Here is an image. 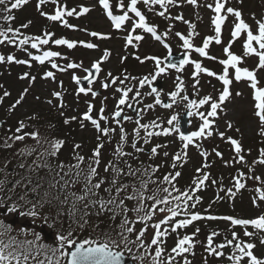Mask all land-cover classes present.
<instances>
[{"label":"snow or ice","instance_id":"snow-or-ice-1","mask_svg":"<svg viewBox=\"0 0 264 264\" xmlns=\"http://www.w3.org/2000/svg\"><path fill=\"white\" fill-rule=\"evenodd\" d=\"M46 0H39L37 4V8H40ZM55 3V0H52ZM173 0H143V4L146 6L150 5H160L162 8H165L167 5L171 4ZM189 3L195 4L196 0H188ZM26 3V0H15V2L11 3L10 9H17L22 4ZM98 3L102 6L103 11L107 14V17L111 20L112 26L116 29H120L122 25H124L125 21L130 20L129 13H134L136 17H138V21H132V29L138 30L142 29L145 33H149L155 38L157 41L161 40V37L157 34V29L154 26H150L148 23L145 22V16L141 14L138 10V0H129L127 4L120 0L119 3L115 5V7L125 9L123 14H113V11L110 10L109 0H98ZM5 4V0H0V5ZM209 8H212L215 15L212 17V24L215 28V36L206 37L203 41L202 47H196L195 51L199 53L202 57H207L208 53L206 49L209 47V42L215 40L217 44L220 41V34H221V25L225 21V16L221 15L222 9H225V3L221 2V0H216L215 6L211 4L208 5ZM9 8L5 7L0 9L2 12H9ZM89 11L86 7H81L80 10L77 12L76 10L65 11L62 7H57L56 11L52 15H48L47 13H41L42 15H47V18L51 21H59L64 24L65 27H74L67 23L66 20L63 19L65 15L67 16H79ZM227 13H230L235 16L236 23L234 28L231 31V36L233 38L239 37L241 35L242 30L247 31V39L243 45L245 54L255 53L259 57V64L258 67L264 68V21H257L258 24V34H253L252 31L249 30V25L241 19V12L235 10L231 7L226 9ZM160 16H164L165 12L161 11L158 13ZM3 19L5 21H11L14 19L11 15H4ZM177 20L182 19V17L177 16ZM187 23V22H186ZM22 27H27V25H22ZM194 27L190 25V28ZM8 33H12L11 36ZM19 33V29H12L8 28L7 30H0V37L3 40L0 42L7 41L8 43H16V36ZM52 33L46 32L45 38H41L40 36H24L22 39L19 40V44L21 46L29 44L31 40V47L33 49H37L40 45H47L49 43V39ZM90 35L92 37H97L100 39H107L106 35L97 32H91ZM176 35L183 41V48L188 50L192 49L193 45L188 38H186L181 33H176ZM192 35V32H189V36ZM127 44H132L133 40L141 41L143 39L142 35H135L133 36L130 32L126 37ZM253 41H255L259 45V49L261 51H257L255 47H253ZM56 45H66L69 49H72L76 46L77 43H80L84 47L88 49L96 48L97 45L93 43H85L84 41H70L67 39H55L52 41ZM166 49L169 50L168 54L171 56V49L167 43L163 45ZM224 53L226 54L227 58L220 60L219 62L224 66V72L222 75H219L217 78L222 81L223 90L219 94V102L212 101V97L204 96L202 99H199V102L195 100H188L187 96H183L182 99L188 100L187 108L189 111L187 115L192 117L193 115L199 116L202 123L199 125L198 130L188 132L185 134L184 132L180 131V123L177 115H172L171 118L168 119L167 124L171 125L172 127H164L161 129V126L157 121L153 120L150 123H141V116L142 112L146 109H151L153 104H147L145 109H136L135 111V124L136 128L133 129L135 133V138L132 141V147L137 151H143L142 148L137 146L136 140L141 139L140 131L144 130V137L143 142L145 144L148 143L149 138L152 136H159V135H169L171 133H178L179 140L182 142V152H177L172 156V163L171 168L175 169L177 166H183V163L187 162V149L190 145L194 144L195 139L201 138L205 135L211 136L212 132L209 130L213 121L209 119V117H216L217 110L221 107V104L230 97L231 93L229 91V85L232 82L229 79V66L235 70V80L239 81L242 78L247 79L251 82L250 86L254 89V98H255V108L256 112L255 115L259 118V121L262 126H264V88H259L257 86V80L254 73L247 68L238 67L237 64L241 60V57L238 55L233 54L228 47L224 48ZM31 55V53H29ZM110 53L105 50L103 56L100 60L95 61L92 63L91 68L95 70L96 73L101 71L100 64L102 61L106 60ZM60 56L59 52L56 51H45L42 55H35L32 56V59L35 61H39L43 64L45 61H50V58ZM7 61L11 62L14 60V57L9 55L6 58L4 56H0V61ZM139 59V57H137ZM146 60H152L154 62V74L150 76H144L139 80L140 86L145 84H151L152 81H155L161 74L165 73L167 69H175L177 72H180L184 65L188 63H192L195 66V71L192 73L193 77H196L198 73H207L209 76H216V73L209 71L207 68L201 66V64L197 61H190L189 56L187 54L184 55L183 59H181L178 64L177 63H166L162 66L163 61L156 57H145ZM143 62V61H141ZM16 63H28V61L24 60H17ZM52 68H58L59 66L55 62H51ZM81 67V65H77L75 63H68L66 68L68 69H75ZM64 68H60V71H64ZM86 72L89 74L85 76L83 79L87 81L89 87L86 89L85 87H79L77 89L78 93H91L93 96H96L97 93L92 91L91 85L95 76L89 72L88 69H85ZM25 76L28 74L25 73ZM45 75L47 77H52L53 73L51 71L46 72ZM108 77L111 80L112 84H116L118 78L112 76L111 73L108 74ZM72 79L79 84L80 78L73 75ZM128 79V77H125ZM177 82L175 84V90L170 92V97L172 98V103H165L163 107L168 109L172 107V104L176 102V98L181 93L182 88L184 87L183 81L180 80L178 76ZM124 80H119L121 85L124 84ZM198 83V80H197ZM102 87L107 88L109 87L108 83L102 84ZM195 87V85H194ZM27 91V89H25ZM117 92L121 93L120 98L116 102V109L112 113V119L115 123L120 126V143L117 145L115 155L119 157H124L126 155H131V153H125L123 151V145L126 142V132L122 126V118L123 121H131L132 117L123 114V107L127 106L129 109H132L134 105L132 103H127L129 93L133 91L132 88H117ZM155 94V101L156 105L161 104V93L157 90V88L152 87L151 92L148 95ZM5 97L9 95L7 91L3 94ZM53 96L59 97L61 93L53 92ZM141 95L140 91L137 90L135 96L132 97V100L138 104L139 100L137 99ZM239 95V93H237ZM23 93L21 94L20 98L15 101V103L11 106V108H15L17 105L21 103L23 100ZM2 100V97H0ZM211 101L210 110L207 111L205 115L204 112H196L194 113L192 109L198 108L200 105H205ZM51 103V101H49ZM93 110V106L91 104L88 105V112H85L82 117L81 127H83V121L87 120L90 121L91 124L95 127L98 133H101L104 136H109L110 133L115 132V129L110 127H101L100 121H107L108 117L104 116V108L101 107L99 120L94 119L90 113ZM29 119H36V116L29 117ZM71 120L77 119L76 117H71ZM65 124L69 123V119H65ZM26 127L23 121L19 122V126L15 129V133L13 136L8 137L12 141H23L25 137H31L33 140L39 144L41 142L40 135L37 131L33 132H25L22 135L19 134L21 131ZM228 127L231 128V124H228ZM152 129H160V131H153ZM207 130V131H206ZM221 137L224 136V133H219ZM261 135H264V127L261 128ZM100 139V136H97V140ZM231 145L233 146L235 153L239 156V161H244V157L239 155L241 153V145L240 143L231 138H227ZM49 144V148L40 154V159L43 161V157H55L58 151L61 149L65 141L60 139H53L51 141H46ZM12 145L5 143L4 147L10 148ZM166 146V145H165ZM75 148H79L80 145H75ZM103 147L102 144H98L97 147L93 150L92 157L89 158V165L86 170L80 168V164L84 161V157L80 155H75V159L77 161L76 164L70 165L68 167V172H63L65 165L63 163L56 164L55 169H59V171H55L54 178L49 182L48 190H42L41 184L39 182L32 183V181L28 180V185H23V179L17 180L13 185L12 189L8 190V194L5 197H0V212L5 214H18L21 217H30L35 220L38 217H43L44 221L47 222L49 217L52 215L54 210V215L56 219H60L65 212L67 213V217L69 220L75 222V218L78 213H81L79 216V227L83 228L85 224L88 223L84 217L88 215L89 207L96 209L95 214L99 216L100 214L105 213V211L112 214V218L115 219L116 215L119 214L122 216L121 223L119 225L120 232L117 235L120 237L119 242L116 240H111L109 242H101L97 244L95 240L91 239H84V240H77L74 237L73 231L69 229L66 233H58L56 236V240L58 241V249H54V251H59V256L62 258H66V264H122L124 261V253L125 251L129 254L132 253V249L128 247L132 241H129L127 238V234H132L135 231V224L140 223L143 227L140 228L139 232L135 234V245L137 248H143L144 253L141 256H132L134 261H140L143 264L144 258L149 256V249H152L154 246V254L151 255L150 264H173L176 256H179L184 253H188L193 248V236L184 235L183 237H178L175 246L171 248L167 259H164L163 253L165 252V248L163 247L164 238H166L170 233L177 232V229L185 228L186 226L192 224L193 221H198L201 219H209V220H217L223 219L225 221H230L231 225L233 226H243L245 227L244 236L252 237L255 235L253 232L247 231V226L251 225L254 229L264 231V215H261L254 219H238L233 218L230 216L225 217H217V216H208L202 217L199 212L191 211L189 212L188 209H194L196 207V203L199 202V197H194L191 193H194L197 189H199L206 179H208V174L203 173L201 178L194 179L195 187L188 190L186 189L183 192H179V190L175 187L173 181H175L181 173L179 171H175L174 175L169 173L163 176L162 180H151V175L155 173L159 165L151 166L150 169H145L143 172L139 169L133 170L131 165H128L127 173H123L122 169H117L111 161L105 166L104 171L108 172L110 169L114 172V176L110 182V187L104 189L105 192L109 193V197L107 200L103 198L94 199V197H98V190L101 189L102 185L105 183L103 178L99 180H95L94 178L98 176L97 166L100 163V149ZM162 147V145H155L151 148V155H157L158 149ZM198 147V145H197ZM34 151V149H33ZM23 152V150H22ZM30 154V153H29ZM169 155L168 152L164 153V156L167 157ZM200 155L202 157H207L206 152H201ZM217 156L221 154L216 152ZM260 156L262 159L259 161H254V163L264 164V149L260 151ZM36 163L35 161L33 162ZM95 165V166H94ZM37 167H44L49 170V172H53L54 168L53 165L42 162L41 164H37ZM21 168L25 167V165L21 164ZM31 167V166H29ZM202 167H208L207 164L202 165ZM196 171L198 173L201 172V168H197ZM63 172V175L61 173ZM139 173L140 177L148 176L149 179H139V187L134 184H119L118 176L123 174L131 177H137ZM241 176L243 173L240 174ZM58 177V179L56 178ZM83 182V188L81 189L80 194H77L75 191H69V188L73 185ZM255 179L259 180L260 177H254ZM154 183L157 185L167 184L170 187H157L153 190L151 195L147 194L148 184ZM215 183V181H213ZM4 184V181H0V185ZM119 184V186H117ZM131 187L132 191L128 192V188ZM245 185L241 183L238 179L235 183V188L237 190L244 188ZM113 189L115 190V195H112ZM0 191H3V188H0ZM259 192L260 190L257 189ZM173 192H177V195H173ZM34 194L31 198L29 194ZM163 194V195H161ZM229 195H233L231 189L229 190ZM71 198V200H70ZM261 200H264V192L260 193ZM125 200H132L136 201V204L129 208L125 204ZM146 201H151V204L146 203ZM194 201V202H193ZM192 202V203H190ZM256 201L254 200L253 203ZM77 204H81L82 208H77ZM68 205L67 208L64 206ZM48 208L49 212L44 213L43 209ZM119 210L117 213L116 210ZM132 212L135 214L134 219H130L128 217V213ZM167 212V215H163L162 219L158 221H154V217L157 213L164 214ZM183 214V219H175L176 217ZM0 224H4L3 220H0ZM51 226V225H50ZM152 228L154 230V234L150 237V242L145 241L146 233L148 229ZM12 231L10 225L5 226L3 230H0V264H27L29 260V253L32 251V246L35 241L40 239L38 233L32 232L34 236V240L28 239H18L17 236L10 235L9 233ZM200 229L197 228L196 232H199ZM25 233V230H17V235ZM217 235L216 232H212L207 238V251L210 254H213L217 257L223 255L219 249L224 248L225 244H219L213 247V237ZM232 239L226 241L227 245H234V250L238 252V254H234L229 256V259L232 261V264H242V261L247 258V264H264V258H258L254 254V248L256 245L252 242H245L239 239L237 233L233 231L231 233ZM235 242V243H234ZM260 243L264 245V236L260 237ZM122 245V250L120 246ZM43 245H38L37 250L42 248ZM175 254V255H172ZM39 264H44V262H39ZM50 264V262H49ZM59 264V261H58ZM126 264V262H125ZM184 264H190V262L185 259Z\"/></svg>","mask_w":264,"mask_h":264},{"label":"rangeland","instance_id":"rangeland-1","mask_svg":"<svg viewBox=\"0 0 264 264\" xmlns=\"http://www.w3.org/2000/svg\"><path fill=\"white\" fill-rule=\"evenodd\" d=\"M57 1L58 0H55V3H53L52 0H46V2L41 5L40 8H37L39 0H32L31 7L27 9L20 18L21 25H27V27L18 26V28H23V33L20 37H33L39 35L41 38H45L46 32L52 33L53 30H55L57 32L56 39L63 38L70 41H84L85 43L90 42L96 44L97 47L88 49L80 43H77L74 48L69 49L66 45H56L53 43L54 46L51 45L53 48L52 50L60 53V56L57 60L58 64L63 66L62 68L65 70L60 71V69H57L56 72L53 73L52 77H47L44 74L45 77H42L45 81H43L39 87H35L30 85V81L28 80L29 78L27 79V82H21L22 79H20L19 82L17 75H20L19 78H24L23 74L18 73V70H12L14 66L21 68L20 66L24 67V64H26L16 63L17 60H30L29 53H32L35 50L31 47V41L29 44L23 46L19 44V40L21 39L20 37H18L16 43L10 44L7 41H4V43L0 46V56H4L6 58L7 56L11 55L14 57V60L9 62L7 59H5L3 64L0 62V64H2L0 65V97L3 96L6 90L12 91L13 98L19 97V94L26 93L24 88L28 87L29 85L31 87V90H29L30 92H36L41 96V101L36 102V98L31 97L29 93H27L26 96L28 97L29 103L26 102L23 105H21V103V106L13 110L11 113L8 110H0V119H5L3 124L6 126L7 130L10 129L11 131H15V121L19 119H26L25 117L31 112H33L34 115H50L57 113L60 116H66V119H69V123L75 122L77 124H81L83 114L88 112L89 104L93 106V110L90 115L95 118L101 107H103V114L104 116L108 117L107 121H103L104 126L105 124L109 125L111 128L115 129V132H113L114 143L108 142L100 149L99 172L101 173V168L103 167L105 159L107 157L111 158L115 155L117 147L116 142L120 138V127L112 119V113L116 109V102L121 95V93L116 91L117 88L133 89V91L129 93L127 103H132L134 105V111H136V109H145L147 104H153L151 109H146L142 112L144 119L141 122L144 123H150L151 121L155 120L160 124L161 121L166 122V120L171 118V116L174 114H178V117L180 118L185 111H189L187 108L188 100H195L198 103L199 99H202L204 96H210L212 97V101L219 102V94L223 90L222 81L220 82L218 79L220 83H216V76H209L206 73H198L196 77H193L192 73L195 71V66L191 62L184 65L180 72H177L175 69H167L165 73L159 76L155 81H152L151 84L140 86L139 80L144 76H150L154 74L155 68L154 62L152 60H146L144 58L156 56L163 61L167 57L169 50L162 46L160 41L153 42L151 37L148 35H144L141 41L134 40L133 44H127L126 37L133 30V19H130V21H125L124 25H122L120 29H116L112 26V23L105 22L104 19L100 18L98 13L99 11L97 7H95L97 6V1L68 0L69 4L75 5V7L79 8H76L77 12L81 7L84 6L89 8L90 11L87 13V15L83 16L73 15L75 22L72 25L74 27H65L62 22L51 21L47 18V15H42L41 13H47L48 15L54 14L56 11L55 5L57 4ZM118 1L120 2V0ZM178 1L181 2H178L177 5H170L167 10L171 17V21H166V18L160 19V15L158 14L159 12L157 10L158 8H153L152 5L147 7L143 4V0H138L137 5L138 10L141 13H150L151 8V13L153 14L152 23H156V29L159 31L161 37L167 41L166 43L169 45V48L175 53H179V50H182L181 44L183 43L176 33L179 32L183 34L184 32L186 33L189 31L188 28H185L184 24L181 22L178 23L179 20H177L176 17L179 16L182 17V19H185V21L187 20L191 23H196L197 26L195 34L199 36H205L211 34V21L213 14L212 8L207 7L208 3H204L203 7L198 6L195 8L191 4L185 5L183 0ZM123 2L127 4L129 0H123ZM245 2L246 6L241 9V18L247 21L248 24L253 29H255V27L258 26L257 21H260L261 16L264 14V2L263 0H245ZM210 4L212 5L213 2ZM130 17L134 18V20H137V17L134 13L130 12ZM230 24L233 25L232 23ZM223 27L225 30H230L233 28L232 26H229V24H225ZM91 32L101 33L106 35L108 38L100 39L97 37H92L90 35ZM190 42L192 45L197 46L195 41ZM209 48L210 50H208V48L206 49V51H209V59L212 61H217L216 65L218 67L216 69L218 71L216 74L222 75L224 72V66L221 65L219 61L227 58L226 54L224 53V48L221 47L222 49L219 51H214L213 46ZM105 50H107L110 55L106 60L101 62V71L97 73V77L91 85L92 91H95L97 95L93 96L90 92L87 94L78 93L77 89L81 86L72 79L73 75L80 78V80L87 76L85 69L91 68L93 62L100 60ZM182 52L189 56L190 61H197L202 67L205 66L201 63L205 57L200 55L195 56L185 52L184 50H182ZM137 57H139V59H137ZM128 61H133V68L125 70V66ZM48 62L49 61H45V63ZM246 62V65L253 69L252 71L256 72L258 76H263L264 68L259 69L260 67H258V60H246ZM68 63H75L77 65H81V67L68 69L66 68ZM6 65H9V68H6ZM49 66L51 67L50 62ZM162 66H164V64H162ZM237 66L243 68L240 63L237 64ZM211 67H213V65ZM35 68L37 69L36 73L32 71L31 74H36L37 77H39V75L41 76L40 73L44 71V68L39 70L37 66H35ZM53 70L54 69H51V71ZM109 73H111L112 76L118 78L116 84L111 83V80L108 77ZM178 76L180 77V80L183 81L184 87L176 98V102L172 104V107L166 109L163 107V104L172 103L170 92L175 90V84L177 82L176 78ZM125 77H128V79H125ZM229 79L232 81L229 85V91L231 93L230 97L221 104V107L217 110L216 117H209V119L213 121L209 129L212 132V135H205L201 138H197L194 144H192L193 146L190 145V147L187 149V160L189 161L183 163V166L180 168L182 171L189 170L187 172L189 176H192L194 172V165L197 166L200 163L202 164L200 153L203 152L204 146L209 148V146L218 142H220L222 145H227L224 140L229 136L238 137V139H242L243 142L248 141V144H251L250 147L253 148H256L259 145V133H261V128L264 126L261 125L259 118L255 115L256 101L254 98V89H252L250 86L251 82L244 78L239 81L235 80V70L232 69L231 66H229ZM119 80H124V84L121 85ZM104 83H108L109 87H102V84ZM15 85L18 86L16 89ZM88 87L89 85L86 87V89ZM152 87L157 88V90L161 93V104L159 105L154 103V93L148 95V93L151 92ZM211 87H214L216 91L214 92ZM258 87L264 88V80L260 85H258ZM137 90H139L141 93V95L137 98L139 100L138 104L132 100V97L135 96ZM53 92H59L61 95L59 97L53 96ZM237 93H239V95H237ZM183 96H187L188 100L182 99ZM49 101H51V103H49ZM67 102H71L74 109H63L65 103ZM210 105L211 101L205 105H200L198 108L192 109V111L194 113L204 112L206 115L207 111L210 110ZM155 106H158L161 108V110L156 111L157 107L153 110ZM121 107H123V114L132 117L131 121H126V123H123L122 125L127 134L126 137H128L127 142L130 144V142H132L135 138L133 129L136 128V124L133 123V119L136 116L135 112L132 115L130 114L129 108L127 106ZM71 117H76L77 119L71 120ZM188 121L189 132L198 130V125L202 123L199 116L197 115L188 117ZM229 123L231 124V128L228 127ZM160 126L161 129L166 127V125ZM93 130V125L90 123V121L85 120L83 121V127L79 125V128H76V130L73 131L75 135L73 140H70L75 142L74 145H80L79 149L83 150L84 153H88L92 149H95L98 145L96 132ZM158 130L160 131V129ZM140 132L143 133L142 130ZM219 133H224V136L221 137ZM154 136H152V138ZM178 136L179 134L175 132L169 134L170 140L168 141V145L162 146L159 149L158 162L164 164L165 168L169 167L172 160V154L176 152L175 146L180 141ZM140 137L141 139L136 140L137 146L142 140L143 135L140 134ZM154 139L156 141L157 136H155ZM153 144H155V142H153ZM141 148L144 149L145 146ZM88 149L91 150L89 151ZM65 150V156L67 157V155L69 156V153L71 154L75 149L70 148L69 150L67 147ZM126 151L131 152L132 150L128 147ZM165 152L169 153L167 157L164 156ZM250 158L252 160V157ZM253 169V177H260L264 180V165L262 166L260 163H258V165L254 163ZM250 173H252V171H250ZM255 181H257V179H255ZM262 192H264V185H262L259 191V197L260 193ZM256 200L257 208L254 210L250 207V209L253 211V216L259 215L261 212L264 213V200H258L257 197ZM249 201L250 198H248V202ZM6 218L8 220L13 218L18 226H25L29 229L33 227L38 229L41 227V222L36 219L33 220L21 216L15 218L13 214H8ZM32 232L35 231L32 230ZM261 248L264 250V247ZM195 253L196 251L191 252L193 257H190V260L188 259V261H192V264H214V262L217 261L214 257L210 256L205 262V260H203L201 257L197 259L198 256ZM187 257L189 256L187 255L186 258ZM181 258H179V260ZM144 264H146V262Z\"/></svg>","mask_w":264,"mask_h":264},{"label":"trees","instance_id":"trees-1","mask_svg":"<svg viewBox=\"0 0 264 264\" xmlns=\"http://www.w3.org/2000/svg\"><path fill=\"white\" fill-rule=\"evenodd\" d=\"M15 2V0H5V4L0 5V9H3L5 7L10 9L11 3ZM61 5H64L65 11H69L70 7L72 6L69 4L68 0H61ZM223 3H227L228 7H231L236 10H241L246 6L245 0H230L227 2V0H221ZM32 0H26V3L19 6L17 9H10L9 12H2L0 11V30H7L9 27L12 29H18V25L20 26V18L21 15L31 7ZM241 8V9H240ZM223 14H225L223 12ZM4 15H11L14 17L11 21H5L3 19ZM231 19H233V15H228ZM67 19L70 24L73 23V16H67ZM35 26V25H34ZM44 27V26H42ZM37 28V27H36ZM56 31L53 30L52 35L48 38L49 43L47 45H44V47H47L50 45V43L57 38ZM12 33H8L10 35ZM258 34V33H256ZM41 35V34H40ZM39 36V35H38ZM213 37V35H211ZM231 37L229 34L226 36ZM220 44L224 42V37H221ZM247 39V34L240 35L237 38L230 39L229 38V44L228 48L231 52H241L242 55H245V52L241 51L243 49V45L245 43V40ZM213 41V40H212ZM215 41V40H214ZM217 44V43H216ZM253 44L256 45L257 43L253 41ZM41 46V45H40ZM39 46V47H40ZM217 47H220L219 45H215ZM41 48V47H40ZM259 50V48H257ZM37 52V51H36ZM217 61H212L209 58L204 59L202 63L205 65L207 69H210L212 72H217L216 69L218 66L216 65ZM213 65V67H211ZM41 68H47L49 70L52 69V67L49 66L48 63H39L38 70ZM126 70L133 68V61H128V63L125 66ZM263 80V78H261ZM45 81L40 75L39 77H35L32 81L31 86L39 87V85ZM31 87L26 88L27 91L25 94H23V100L21 101V105L28 102V97L26 96L27 93L31 97L36 98V102L41 101V96L36 92H30L29 90ZM9 93V92H8ZM19 97L13 98L12 95L9 93L8 96H2V100H0V110H8L10 113L20 107L21 105H17L15 108H11V106L15 103ZM33 98V99H34ZM69 110L74 109L73 104L71 102H67L64 105L63 109ZM3 111V112H4ZM34 116V113L31 112L29 115H27L24 119H19L15 121V129L19 126V122L23 121L26 125V127L21 131L19 134H23L25 132H33L37 131L40 135L41 142L37 144L35 140H33L31 137H25L23 141H12L10 139H7L8 137L13 136L15 131H11L10 129H6V126L4 124H1L2 121L5 122V119H0V181H4V184L0 185V188H3V191H0V197H5L8 194V190L12 189L13 185L17 180L23 179V185H28V180L30 179L32 183L39 182L41 184L42 190H48L49 188V182L54 178L55 171H59V169H55L56 164L63 163L65 165L63 172H68V167L70 165H74L77 163L76 159L74 158L75 155L83 156L85 159L80 164V168L86 170L89 165V158L92 157L93 150L94 149H88L90 152L84 153L83 150H80L79 148H75L73 141L74 138V132L76 128H79V125L75 122L67 123L65 124L64 121L66 119V116H60L57 113L50 114V115H40L36 114V119H29V117ZM12 122V121H11ZM87 126V125H86ZM101 134L99 133V136ZM107 138V137H106ZM106 138L101 136L100 142H106ZM109 138V136H108ZM53 139H60L65 141L61 149L58 151L57 155L55 157H49L45 156L43 157V161L39 158L41 153H44L48 148L49 144L46 141H51ZM259 140V138H258ZM159 141L157 144H163L167 141H169L166 138H159ZM72 142V143H71ZM8 143L12 146L10 148L4 147V144ZM98 143V142H97ZM120 143V140H118V144ZM241 145V153L239 155H242L244 157V161H239V156L235 153V150L233 146L228 143L227 145H222L220 142L214 143L212 147L209 148L207 152V157L204 158V164H207L208 167H201L198 166V168H201V172L194 175L193 179L189 180L186 174V171L184 173L181 169L178 167L173 169L171 168V164L169 167L165 168L164 164H161L158 162V152L157 155L152 156L151 155V147H149V144H145V148L142 152H137L134 148H132V142H131V152L126 151V148L123 150L125 153H131V155H126L124 157H117L114 155L111 158H106L105 162L103 164V167L101 168V173L99 172L100 168L99 165L97 166L98 176L94 178L95 180H99L100 178H103L105 180V183L102 185L101 189L98 190V197H94V199L103 198L105 200L108 199L109 193L105 192L104 189L110 187V182L114 176V172L110 169L108 172H105V166L109 163V161L112 162V164L117 169H122L123 173H127L128 171V165H131L132 169H139L141 172L145 169H150L151 166L159 165L160 167L158 170L151 175V180H162L163 176L166 174H174L175 171H179L181 175L173 181L175 184V187L179 190V192H183L186 189L190 190L195 187L194 179H198L202 177L203 173L208 174V179L204 181V184L197 189L194 193H191L194 197L198 196L199 202L196 203V207L194 209L189 208L188 211H195L199 212L202 217H208V216H217V217H225L230 216L233 218H242V219H251L253 216V211L250 209L255 210L257 206L255 203L256 200V194L255 191H257V188L260 186V183L255 181V178L253 177V163L256 161L257 157L260 156V151L264 148V140L259 142V145L256 148L250 147L251 144H248V141H239ZM253 143V142H252ZM68 147L74 148L75 150L72 151V153H69V156H65V149ZM95 148V147H94ZM117 148V147H116ZM124 148V146H123ZM147 148V149H146ZM34 149V151H33ZM23 150V152H22ZM87 150V151H88ZM178 148H176V152H174L172 155L176 154L178 152ZM216 152H219L221 155L217 156ZM30 153V154H29ZM256 153V154H255ZM255 154V155H253ZM252 157V160L251 158ZM256 159V160H254ZM254 160V161H253ZM36 162L35 164L33 162ZM42 162H47L51 165H53L54 171L49 172L47 168L44 167H37V164H41ZM172 163V160H171ZM23 164L25 167L21 168L20 165ZM31 166V167H29ZM252 171V173H250ZM63 172L61 175H63ZM243 173L241 176L240 174ZM58 179V177H56ZM149 179L148 176L140 177L139 173L137 174V177H131L127 175H119L118 181L119 184H136L137 187H139V179ZM239 180L241 183L245 185L244 188L237 190L235 188L236 180ZM215 181V183H213ZM119 184L117 186H119ZM83 182L81 178V182L73 185L69 188V191H75L77 194H80L81 189L83 188ZM170 187L167 184L157 185L154 183L148 184V190L147 194L151 195L153 190H155L157 187ZM231 189L233 195H229V190ZM131 187L128 188V192H131ZM215 191V196H213L212 193ZM221 191V192H220ZM112 195H115V190L113 189ZM177 192H173V195H177ZM30 198L34 194H29ZM163 195V194H161ZM212 196V197H210ZM248 198H250V201L248 202ZM258 198V197H257ZM71 200V198H70ZM256 201L253 203V201ZM194 202V201H193ZM146 203L151 204V201H146ZM192 203V202H190ZM125 204L132 208L136 201L132 200H125ZM65 208L68 207V205L64 206ZM77 208H82L81 204H77ZM117 213H119V210H116ZM44 213H48L49 209L45 208L43 209ZM96 209L89 207L88 215L84 217L88 221L87 224L83 228L79 227V216L81 213H78L75 222L72 220H69L67 217V213L60 218L56 219L54 215V210L52 215L49 217L47 222L44 221L43 217H38L39 220H41L44 225L55 235L53 236V240L50 242H45L42 236H40V239L38 241H35V243L32 246V251L29 253V259L30 260H37L38 262H44V264H66V259L59 256V251L54 249H58V241L56 240V236L58 233H66L69 229L73 231L74 237L77 240H84V239H91L95 240L96 242H109L111 240H116L119 242L120 237L117 235V233L120 232L119 225L122 220V216L119 214L116 215L115 219L112 218V214L105 211V213L100 214L97 216L95 214ZM252 214V215H251ZM163 215H167V212L164 214L157 213V215L154 217V221H157L159 219L163 218ZM250 216V217H249ZM128 217L130 219L135 218V214L132 212L128 213ZM184 216L181 214L180 216L174 218L175 219H183ZM0 220L4 221V224H0V230H3L5 226L10 225L12 228V231L9 233L10 235L17 236L18 239H28V240H34V236L30 233H27V229L23 228L25 230V233H22L20 235H17V230L13 225H11L4 217L3 213L0 212ZM225 220L223 219H217V220H209V219H201L198 221H193L192 224L186 226L185 228L177 229V232L170 233L166 238H164V248L165 253H167L168 246H175V242L178 237H183L184 235L192 236L193 233L195 235L193 236V248L190 252L181 254L179 256L175 257V260L173 261V264H179L178 260H182V264H184L185 259H189L190 257H193L191 252L196 251V255L201 257L205 262L207 259L211 256L214 257L217 261L214 262V264H232V261L229 259V256H232L234 254H238L234 250V245H227L226 241L229 239H232L231 233L235 231L239 237L240 240L244 241L245 239L243 235L241 234L243 232V227L241 226H233L231 224L225 225ZM51 225V226H50ZM143 227L142 224L136 223L134 228L135 231L132 234H125L127 235V238L129 241H132L133 243H130L128 247L132 249V253L129 254L125 251V255L132 259V256H141L144 253L143 248H137L135 245V234L139 232L140 228ZM199 228L200 231L196 232V229ZM252 228V227H251ZM250 227H247V229H251ZM245 229V227H244ZM153 231L152 228L148 229V232L146 235L151 234ZM216 232L217 235L213 237V247L219 244H225L226 246L222 249H219L223 253L222 256L217 257L213 254H210L207 251L208 243L207 238L212 233ZM255 234L258 233V236H253L252 238H246L247 240H253L256 242V247L254 248V254L258 258H264L263 256V250H262V244L260 243V237L264 236L262 231L255 230ZM243 237V238H242ZM146 241V238H145ZM147 242V241H146ZM235 243V242H234ZM38 245H43L42 248H39L37 250ZM206 245V246H205ZM261 246V247H260ZM122 250V245L120 246V249ZM206 252V253H205ZM154 254V246L152 249H149V256L144 258L143 264L146 262V264H150L151 255ZM189 256L186 258V256ZM28 260V261H30ZM133 260V259H132ZM34 261V260H33ZM134 261V260H133ZM136 264H141L140 261H134ZM190 264H192V261H189ZM242 264H247V258H245L242 261Z\"/></svg>","mask_w":264,"mask_h":264},{"label":"water","instance_id":"water-1","mask_svg":"<svg viewBox=\"0 0 264 264\" xmlns=\"http://www.w3.org/2000/svg\"><path fill=\"white\" fill-rule=\"evenodd\" d=\"M183 57H184V55L183 54H174V53H171V56H168L165 60H164V63L166 64V63H177L178 64V62L181 60V59H183ZM89 72H91L92 73V75L93 76H95V70H89ZM82 84L85 86L86 84H88L87 83V81L86 80H83L82 81ZM182 129H183V132L184 133H186V122H184V121H182ZM125 262H126V264H132V262L130 261V260H128V259H126L125 257H124V261H122V264H125Z\"/></svg>","mask_w":264,"mask_h":264}]
</instances>
